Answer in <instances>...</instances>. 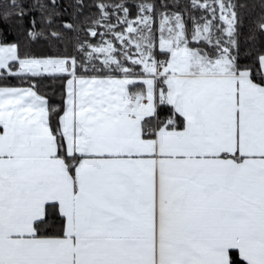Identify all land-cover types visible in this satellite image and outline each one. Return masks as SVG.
Listing matches in <instances>:
<instances>
[{
	"label": "snow or ice",
	"instance_id": "6c2138e0",
	"mask_svg": "<svg viewBox=\"0 0 264 264\" xmlns=\"http://www.w3.org/2000/svg\"><path fill=\"white\" fill-rule=\"evenodd\" d=\"M0 264H264V0H0Z\"/></svg>",
	"mask_w": 264,
	"mask_h": 264
},
{
	"label": "trees",
	"instance_id": "16d2710c",
	"mask_svg": "<svg viewBox=\"0 0 264 264\" xmlns=\"http://www.w3.org/2000/svg\"><path fill=\"white\" fill-rule=\"evenodd\" d=\"M157 2H159V0H157ZM172 0H169V3H171ZM237 3H249V4H259V0H236ZM259 12V9L256 8V9H249L247 10L246 13H242V15L244 16V19H245V25L242 26V29H241V35L239 37L240 39V42H241V47L243 48L244 44L249 42L246 40V37L248 35V32H249V29H248V23L250 21H252L254 19V16L256 14H258ZM46 47L45 45V42L43 39L40 40V42L36 43L34 45V51L36 52H40L42 50H44ZM11 83L15 84L17 83L16 81H11ZM46 87H47V90H49L50 94L53 95V99L56 100L57 102H59V91L61 89V83L58 82V81H46Z\"/></svg>",
	"mask_w": 264,
	"mask_h": 264
}]
</instances>
